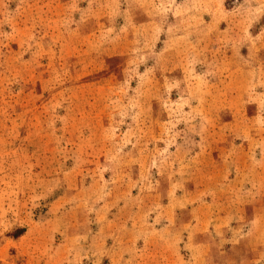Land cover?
I'll list each match as a JSON object with an SVG mask.
<instances>
[{"label":"rangeland","instance_id":"obj_1","mask_svg":"<svg viewBox=\"0 0 264 264\" xmlns=\"http://www.w3.org/2000/svg\"><path fill=\"white\" fill-rule=\"evenodd\" d=\"M259 211L264 0H0V264H248Z\"/></svg>","mask_w":264,"mask_h":264},{"label":"crops","instance_id":"obj_2","mask_svg":"<svg viewBox=\"0 0 264 264\" xmlns=\"http://www.w3.org/2000/svg\"><path fill=\"white\" fill-rule=\"evenodd\" d=\"M244 167L241 170V181H237V179L239 180L240 178H237V176H234L229 182L231 184H235V185H239L240 188L239 190L241 191V210H244V205L243 202L247 201L249 198L251 199V201H254L256 199V197H259V191L257 189V187H259L260 183L259 181H256L255 176H253L252 181L249 180L248 178L250 177L249 175L252 174H259V171L257 170L258 167H256L254 163L251 162H247V163H243ZM260 169V168H259ZM251 171H254V173H252ZM264 215V212L259 211V213L257 214V216H259L261 218V216ZM169 229H171V226H168ZM167 227V228H168ZM180 247L179 245H177V247L173 248V252L175 253L176 251H179ZM253 250L255 251L256 249L253 248ZM247 262L251 263H259L261 262V264H264V260H261V253H254L252 255H250L248 258H245ZM248 263V264H249Z\"/></svg>","mask_w":264,"mask_h":264}]
</instances>
